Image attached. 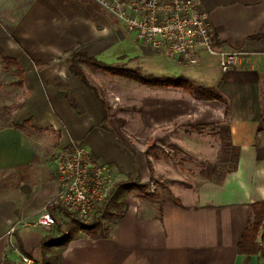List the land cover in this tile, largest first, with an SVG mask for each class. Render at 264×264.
<instances>
[{"label":"crops","instance_id":"crops-1","mask_svg":"<svg viewBox=\"0 0 264 264\" xmlns=\"http://www.w3.org/2000/svg\"><path fill=\"white\" fill-rule=\"evenodd\" d=\"M198 1L221 46L241 50L246 57L222 74L217 60L206 56L194 70L180 65L184 67L180 75L218 89L228 102V113L223 103L196 101L181 90L191 101L167 99L168 104L149 107V124L165 133L155 136L160 146L147 153L107 125L95 87L90 84L89 88L69 71L72 49L100 61L124 39L120 24L112 18L115 27L93 0H0V57L21 64L25 79L21 88L28 92L20 108L12 112L10 123L0 126V175L6 182L28 169L44 170L49 177L43 174L35 187L25 179L17 195L12 185L0 187V264L6 259L12 264H55L60 248L54 241L64 236L63 231L37 226L35 201L48 199L54 184L58 190V176L53 162L51 169L46 168L45 154L14 126L28 120L58 134L57 150L84 143L97 159L113 166L122 180L150 183L152 164L155 179L171 182L172 200H142L129 206L108 238L74 239L59 264H259L261 251L242 255L238 245L252 220L251 205L264 201V0ZM140 48L143 61L156 54ZM222 126L229 128V141L239 149L236 168L222 173L219 180L202 172L191 182L175 178L176 171L181 173L187 166L182 161L186 156L209 167L217 160L232 163V153L223 150ZM165 145L172 153L174 146L181 150L180 161ZM28 187L34 193L29 199L24 195ZM58 215L65 229L68 219ZM263 233L264 225L259 239Z\"/></svg>","mask_w":264,"mask_h":264},{"label":"rangeland","instance_id":"rangeland-1","mask_svg":"<svg viewBox=\"0 0 264 264\" xmlns=\"http://www.w3.org/2000/svg\"><path fill=\"white\" fill-rule=\"evenodd\" d=\"M113 24L115 25V27L117 26L114 20ZM140 47L141 46L134 41L133 37L131 38L124 34V39H119L118 43L112 45V47L102 55L100 61L110 66L127 67L133 69L140 68L144 74H152L155 77L178 78L181 77L180 72L183 71L184 67H187V69L189 70H194V68H196L191 66L181 67L177 63L168 59V57L159 54H155L149 59H145L143 61L144 53ZM86 74L89 78L90 84L95 87L97 93L108 105L107 122L109 124L107 125L110 126L111 129L119 131L121 136L127 139L131 143V146L136 149L138 148L143 150H151L154 147L160 146L159 144L156 145V142L158 140L156 141L155 136H162L165 133V129L163 128H157L158 131L156 132V128H152L153 125L149 124V118L152 114L149 108L151 105L161 103L168 104L166 101L167 99H176L175 102L179 101L176 103H182L185 101L184 99H186L187 101H191L187 94L178 89L155 90L153 88L140 86L139 84L134 82L112 77L103 72L92 70L90 67H87ZM17 80L18 77L16 67H5V63L0 57V85L2 86V88L0 89V126L10 123L12 112L20 108V106L28 97V92L26 89L14 85ZM187 120L189 121L190 119ZM23 130L35 142L34 144L36 150L40 154H45L47 163L45 167H49V169H51L50 164H52V158L57 152L56 146L58 143V134L50 131L49 129L38 127L31 122ZM210 130L213 129L210 128ZM165 146L169 153H171L175 157V161H180L179 158L183 157L181 152L177 149H172L174 151L173 154L171 149L167 147L168 145ZM182 161H185L188 164L185 168H182L183 170L181 169V173L176 169V172L179 175L178 177H174L177 179L183 178L187 182H191L195 178L197 179L199 177V175H197L198 172H202V175L205 177L208 176L212 177V179L219 180L220 177H222V173L227 172L233 167L232 163L229 164L228 162L227 165L226 161L222 160H217L215 165L212 164L209 167L200 161L193 160V158L190 156L183 157ZM183 166L184 165H182V167ZM187 170L188 174L186 173ZM44 172V170L42 172H34L28 171L27 169V171H22V174L20 172H16L17 174L15 173L13 176L9 177L6 182L4 177L0 175V187L2 186V189L5 185H12V189H14L15 191L14 195L21 194V189L23 190L22 185L24 184L25 179L28 178L29 181L27 184L35 187L34 185L40 183V177L43 174L46 175V173ZM24 173L27 174L26 178L23 176ZM46 176V178H49L48 175ZM116 176L118 185L124 189L123 199L125 201L124 207L121 208L120 211L117 210L116 213H119L121 211L124 212L129 208V206H133L136 203L138 204L142 200H154L147 197L148 194H157L155 200L158 199L160 200L159 202H166L173 199L172 194L169 193V186H171V182L169 179H152L150 183L140 184L148 185V188L145 191H140L138 189L130 188L131 186L128 184H131L132 182L122 180V178H120L119 176V173ZM45 184L48 185L47 182H45ZM52 187V190H48L49 192H47V195L49 196L48 199L45 200V196V198H43L42 200L35 201V203H38V205L36 204L33 208H39L37 213L38 217L44 210H48L51 212L50 209L52 207H57L54 202L50 204L51 200L54 199L56 195L57 184H54V186ZM28 188L30 189V191L27 194H24L26 195L27 199H29L30 197L32 198V196L34 195V193L32 192V188ZM146 203L148 202L146 201ZM63 215L68 219V221L65 222V229H63L62 226L63 233L65 235L68 233V231L70 233L71 230L75 231L79 228V225L76 223L77 220L74 217L66 213H64ZM57 218L59 219V221H61L60 215H58ZM101 218L104 227H108L113 230L116 219L110 218L106 213H104Z\"/></svg>","mask_w":264,"mask_h":264},{"label":"built area","instance_id":"built-area-1","mask_svg":"<svg viewBox=\"0 0 264 264\" xmlns=\"http://www.w3.org/2000/svg\"><path fill=\"white\" fill-rule=\"evenodd\" d=\"M93 1L138 45L166 56L178 65L199 66L206 56H210L217 60L221 73L227 74L246 55L241 50L215 46L216 37L210 27L209 15L198 0ZM52 162L58 176V190L50 204L54 202L81 224H90L114 196L117 171L97 159L81 142L57 150ZM57 220L50 211L44 210L37 219V226L52 229ZM260 245L259 264H264L262 239ZM23 259L30 262L25 257Z\"/></svg>","mask_w":264,"mask_h":264},{"label":"trees","instance_id":"trees-1","mask_svg":"<svg viewBox=\"0 0 264 264\" xmlns=\"http://www.w3.org/2000/svg\"><path fill=\"white\" fill-rule=\"evenodd\" d=\"M215 46L220 47L221 44L216 40ZM6 66H15L17 70V77L18 80L15 82V86L22 87L24 84V69L21 66V64L13 58H4L3 59ZM68 65H69V71L77 76L85 85H87L89 88H91L90 83L87 79L84 66L90 67L92 70L99 71L106 73L112 77L120 78L123 80H127L130 82H134L139 84L140 86H145L148 88L153 89H179L187 93L193 100L201 101V102H220L227 106V113H228V102L225 99V97L220 93V91L216 88H210L205 87L203 85H199L197 83H194L192 80L186 78V77H155L152 74H144L140 68H127V67H117V66H110L107 65L98 59L94 57H90L89 55L85 53H80L78 49H72L68 53ZM2 86L0 85V89ZM101 104L103 106L104 111V121H108V105L107 103L101 99ZM31 121H25L24 123L20 125H14L16 128L23 130L26 126L29 125ZM260 131L263 129L262 125L260 126ZM221 138L224 142V151L227 153H232L231 155V162H232V169L236 168L238 157H239V149L234 148L230 143V137H229V128L222 126L221 127ZM174 149H177L181 152V150L174 146ZM149 152V149H147V153ZM150 169L152 173V179H155V172L153 169L152 164H150ZM133 189H138L140 191H145L148 188V185H140L137 183H131L128 184ZM124 189L121 188L117 184V189L115 191L114 196L110 200V202L107 204L106 208L104 210L98 211L93 221L88 225L81 224L77 219V224L79 225L77 230H71V232L64 236H62L59 239H56L54 243H56L57 247L60 248V251L56 254L55 258V264L60 263V259L62 257V254L64 250L67 248L69 243L73 241L76 238H79L81 236H85L91 239H105L108 238L111 234L112 229L108 227H104L102 223V216L104 213H106L110 218L116 219V223L123 217L124 212L116 213L117 210H121V208L124 207L125 201H124ZM157 194H148L147 197L151 199H155ZM178 203V201H176ZM252 209V220L249 223L247 229L245 230L241 241L238 245V252L242 255H256L261 250L262 247L258 242L261 228L264 223V201L262 202H256L251 205ZM51 213L54 216H58L62 211L58 207H52ZM66 212H62L61 214H64ZM68 214V213H66ZM69 215V214H68ZM71 216V215H70ZM58 219V218H57ZM53 230H59V232L63 231L62 226L59 225L57 220V225L53 227ZM262 240L264 241V234L262 236ZM4 264H12L8 259L5 260ZM52 264V263H49Z\"/></svg>","mask_w":264,"mask_h":264},{"label":"water","instance_id":"water-1","mask_svg":"<svg viewBox=\"0 0 264 264\" xmlns=\"http://www.w3.org/2000/svg\"><path fill=\"white\" fill-rule=\"evenodd\" d=\"M261 241V239H259V242Z\"/></svg>","mask_w":264,"mask_h":264}]
</instances>
